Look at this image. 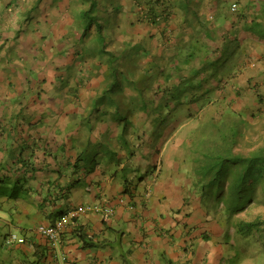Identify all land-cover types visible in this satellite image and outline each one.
<instances>
[{
	"label": "crops",
	"instance_id": "0c3cea01",
	"mask_svg": "<svg viewBox=\"0 0 264 264\" xmlns=\"http://www.w3.org/2000/svg\"><path fill=\"white\" fill-rule=\"evenodd\" d=\"M2 1L0 264H217L225 220L221 211L203 203L189 174L192 168L185 156H193L187 145L191 140L171 146L175 136L171 128L155 136L150 123L147 129L153 137L152 132L140 134L137 128L124 135L115 117L118 104L109 108L100 93L111 66L118 62L123 66L135 53L142 55L136 59L141 67L148 64L154 69L156 58L168 59L177 48L185 53L179 55L183 58L212 51L216 46L208 32L217 28L222 39V20L231 15L233 5L241 10L249 0H169L168 20L156 25L141 22L138 14L139 6L151 4L150 0H99L98 15L104 32L110 35L107 51L126 53L114 63L108 62V55L99 57L91 52L95 27L89 34H84L82 25L78 26L81 35L72 29L66 31L68 35L49 34L46 39L53 40L49 48L38 30L42 24L37 18L43 17L45 7H37V15H23L26 23H22L20 18H3L6 9ZM89 5L76 7L67 24L77 29L81 13ZM109 9L106 19L100 16ZM256 9L260 10V5ZM31 24L37 25L34 34L27 29ZM243 27L244 23L238 25L240 31ZM13 31L16 33H8ZM63 37L65 48L59 43ZM10 39L18 45L28 43L32 49L8 48L4 44ZM75 44L82 51L75 52ZM241 53L244 55V49ZM8 58L15 59L12 66L6 62ZM23 61L30 72L45 80L59 74L66 78H61L56 90L36 81L32 88L28 77L21 81L22 68L26 70ZM14 85L19 89L15 94ZM31 90L36 94L41 91L40 101L28 95ZM135 98L129 95L124 104L119 103L123 105L121 114L138 113H134L139 101ZM132 120L137 122L138 114ZM126 187L129 193H125ZM84 205L113 208L114 213L80 217L62 235L57 250L38 233L40 226L52 225ZM19 232L26 242L8 245V236ZM85 244L93 247L84 248Z\"/></svg>",
	"mask_w": 264,
	"mask_h": 264
},
{
	"label": "trees",
	"instance_id": "16d2710c",
	"mask_svg": "<svg viewBox=\"0 0 264 264\" xmlns=\"http://www.w3.org/2000/svg\"><path fill=\"white\" fill-rule=\"evenodd\" d=\"M41 1L35 0L22 15L30 17ZM111 2L113 3V1ZM150 2L151 4H146L147 6H139L140 21L156 25L168 20L171 1L157 0L155 4L153 0ZM81 3L91 4L80 16L82 26L85 29L84 34H89L91 28L95 27L96 41L92 40V51L89 50L99 57L110 56L108 59L110 63L117 62L126 53L122 55L107 51L110 35L104 32L103 22L97 11L101 2L99 0H81ZM258 5H260V10L256 9ZM245 10L248 11L247 14ZM232 11L231 15L222 20V39L218 35L217 28L208 32L213 36L211 37L213 46H216L214 49L212 47V51L192 53L186 55L187 58H183L179 57L183 51L180 52L177 48V51L172 52L168 59L165 56L156 58L152 71H140L142 67L137 60L142 55L137 53H135L134 58H127L129 61L123 63V66L120 62L117 66L115 64L111 66L110 75L105 82L107 85L100 96L102 102L110 105L109 108L113 109L112 106L118 104L117 111L119 112L115 113V117L118 126L123 128L124 135L131 130L136 131V128L138 132L141 126L150 123L152 131L154 132L156 129L155 136H157L161 131L172 127L176 120V113L190 103L188 96L194 95L193 97H197V101L200 102L199 93L205 96L216 87L220 89L222 86H227V90L236 91L239 96H242L248 89L254 90L256 93L254 98L259 103H264V94L255 91L254 79H249L248 85L246 82V85L243 86L240 79L234 78L238 71H240L238 75L244 72L243 68L248 70L247 61L251 58H255V60L257 58L258 60L264 59V2L249 0L243 4L241 10L236 5V9L233 10L232 8ZM242 23H244V30L240 31L238 25ZM241 35L246 37L240 39ZM251 43L257 44V51L255 55L252 53L249 56L246 54V50L250 49ZM242 49H244V55L241 53ZM195 62L196 65L193 66ZM162 63L163 65H161ZM134 67H138V69H133ZM215 85L217 86L215 87ZM127 90L132 91V94H129ZM129 95L131 99L137 96L139 100L134 111V113L138 111L136 113L138 114L137 122L132 120V116L136 114L120 113L123 105L121 106L119 103L124 104ZM157 97L160 98L156 99ZM162 100L164 103L161 102ZM130 109L129 107L128 111ZM233 115H236L237 120L231 126L226 127L222 124L213 126L215 130L211 132L215 133L216 131L220 135L218 142L214 141L213 135L204 134L200 140H193L192 138L191 143L187 144L190 145L189 150L193 155L194 162V168L190 174L194 177L195 188L201 193L205 205L216 211L220 210L221 205L224 206L225 211L222 217L228 225L235 229L236 237L250 244L249 246H264L263 216H258L252 220L238 218L252 206L256 189L259 186H264V143L248 152L237 151L238 145L244 137L241 125H247L252 119L250 117H256L257 112L247 115L241 110H235ZM149 131L146 129L145 133H149ZM200 131L204 132L207 129L202 128ZM153 132L150 134L151 137L154 136ZM208 136L212 138V146L207 152H204L201 145L206 142L202 140H207ZM129 192L130 189L126 187L125 193ZM231 239V235L228 234L225 238L226 244H230ZM89 247H93V245H84V248ZM235 250L234 258L237 260L242 252L238 248ZM260 252L264 253L261 249Z\"/></svg>",
	"mask_w": 264,
	"mask_h": 264
},
{
	"label": "rangeland",
	"instance_id": "374dc122",
	"mask_svg": "<svg viewBox=\"0 0 264 264\" xmlns=\"http://www.w3.org/2000/svg\"><path fill=\"white\" fill-rule=\"evenodd\" d=\"M35 0H3L1 3L2 6L4 5L5 13L3 15V18L10 19V18H20L23 20L24 16L22 15L23 12H25L29 7L30 4H32ZM57 1V2H56ZM57 3V7H55L54 3ZM81 0H42L38 7L42 5V7H45V12L43 13V17L38 16V20L41 22L42 26L38 27L39 31H42V34L45 36L44 40L49 34L58 33L59 35L65 34L68 35L66 32L68 29H72V31L76 34L81 35V29L78 28L79 25H82V21L75 15L76 18L79 19L77 23V29L75 27H72L67 24V17L71 15L72 13H75L76 7L79 9L83 8L81 6ZM75 5V6H74ZM43 7V8H44ZM111 9L108 11H104L103 14H100L101 17L106 19V14L110 12ZM34 15H37V12H35ZM42 17V18H41ZM72 17V16H71ZM37 20V22H39ZM50 22V25H49ZM22 23H26L24 20ZM35 25V24H34ZM31 24L29 27H27L28 30H32L33 34L36 32L35 28L37 25L34 26ZM39 25V24H38ZM8 29V28H7ZM37 30V29H36ZM37 30V31H38ZM55 32H54V31ZM10 34H15L13 32H8ZM30 35V34H29ZM50 36V35H49ZM48 38V37H47ZM44 43V45H48L49 48L52 47L53 43L51 39H46L45 41L41 39ZM66 37H63L59 43L61 42L63 44V47H67V43H65ZM11 42H7L4 45L8 48H11L12 46L16 45L15 49L20 48L23 50L26 46L30 47V44H15L12 42V39H10ZM70 49V44L68 46ZM75 52L82 51L80 50V45L75 44L74 46ZM14 49V50H15ZM26 49V48H25ZM29 49H32L30 47ZM51 51V50H50ZM257 51V44L251 43L250 49L248 50L249 54L256 53ZM184 53V52H183ZM185 54V53H184ZM261 59V58H260ZM11 65L13 61H11L9 58L6 59ZM24 62V61H23ZM198 62V61H197ZM246 62V61H245ZM26 70L22 68V77H28V86H31L33 88V85H35V81L37 84L41 85L42 87L46 86H52L54 90L58 88L60 85L59 82H61V78L66 76L64 74H59L57 78H52L45 80V78H42L41 76H38L34 71H31V68H28L26 66ZM166 63V62H165ZM248 64V70L244 68V72L241 75H238L240 71H238V74H235L234 78L240 79V83L243 82L248 85V80L251 79L254 81L255 85V91L259 92L261 94H264V59L261 60H255V58H251L249 61H247ZM196 65V62L193 63V66ZM12 66V65H11ZM192 66V67H193ZM24 67V66H23ZM30 69V70H27ZM133 69H138V67H134ZM153 70L151 66L148 64H145L140 71H148ZM27 73V74H26ZM73 74H71L72 76ZM261 81V82H260ZM246 85V84H245ZM15 89H12V93H18L19 91L18 86L14 85ZM217 85H215L216 87ZM258 86V87H257ZM227 87V86H226ZM226 87L222 86L220 89H217V87L212 91L207 93L205 96L201 93L199 95L201 96L202 100L201 102L196 101L195 99L197 97H193L192 95L188 99L190 100V103L193 102V104L187 105L186 107H183L181 110H179L175 118L176 120L173 122L172 127L170 129V133L173 131L172 137V144L171 146L178 145L181 146L184 141L191 140L193 137V140H200L201 137H204V134L207 135H213L212 138L215 142H218V138L220 137L219 133L215 131L213 126L218 125H226L231 126L234 121L237 120L235 117L236 115H233L234 111L241 110L243 113L247 115H251L252 112H257L256 117H250L252 118L251 121L247 125H241L242 132L244 134V137L241 141V143L238 145L237 151H250L253 150L256 146L259 144L264 143V103H259L257 99H255L256 93L254 90H246L242 96H239V93L233 90H227ZM44 88H42L43 91ZM17 90V91H16ZM23 91V89H22ZM36 91L31 90L30 93L28 91V95L32 96V98L35 99V101H40V94L41 91H39V94L35 93ZM205 94V93H204ZM241 94V93H240ZM154 92V96H155ZM258 95V93H257ZM160 97H157L156 99H159ZM149 100V99H148ZM194 100V101H193ZM227 114H226V113ZM190 117V118H188ZM79 127H82L81 122H78ZM147 126V127H146ZM151 126V125H149ZM174 126V127H173ZM177 126L176 129H174ZM148 128V125L141 126L139 128V133L144 134L145 130ZM205 128L207 131L201 132L200 129ZM175 131H177L175 133ZM213 131V132H211ZM212 138L209 136L207 137V140L205 141V144H202V150L204 152H207L212 146ZM148 143V142H147ZM140 144H144V142H140ZM149 145V144H146ZM142 147V146H141ZM182 152V151H181ZM92 158V156H90ZM188 161V167L194 168V162H193V156L191 158L188 157V155L185 156ZM191 172H189L190 174ZM90 206V205H85ZM220 210L222 214H224V206L221 205ZM89 214L83 215L87 216ZM103 215V214H102ZM100 215V216H102ZM258 216H263L264 218V186H259L256 189L254 202L252 203V206L250 209L244 213L238 216V218H245V219H255ZM225 220V219H224ZM17 232V230H16ZM224 232L225 237H223L222 241L218 244L222 246V250L219 252V258L217 264H264V253L260 252V249L264 251V246H249L250 244L242 241L240 238L236 237L235 235V229L228 225V223L225 221L224 223ZM230 234L232 239L230 241V244H226L225 238L226 236ZM18 236L20 238H24V234L19 232ZM233 236H235L233 238ZM260 244V243H259ZM236 248H238L242 254L241 256L235 260L234 256L236 254ZM1 253V251H0Z\"/></svg>",
	"mask_w": 264,
	"mask_h": 264
},
{
	"label": "built area",
	"instance_id": "2783aa9c",
	"mask_svg": "<svg viewBox=\"0 0 264 264\" xmlns=\"http://www.w3.org/2000/svg\"><path fill=\"white\" fill-rule=\"evenodd\" d=\"M236 9V5L233 6V10ZM121 203L125 204V201L122 199ZM1 206H0V218H1ZM91 213H102L105 216H112L114 213L113 208H105L100 206H80L76 209L70 210L64 216H62L55 224L48 226H40L38 228V233L46 238L50 246L57 250L61 245V237L66 232L74 222L79 219L81 216ZM26 240L20 238L19 236L12 234L9 235L6 239L8 245H13L16 243L23 244ZM63 261H66V257H62Z\"/></svg>",
	"mask_w": 264,
	"mask_h": 264
},
{
	"label": "clouds",
	"instance_id": "9594fccd",
	"mask_svg": "<svg viewBox=\"0 0 264 264\" xmlns=\"http://www.w3.org/2000/svg\"><path fill=\"white\" fill-rule=\"evenodd\" d=\"M84 206H85V205H84ZM75 209H76V208H75ZM72 210H73V209H72ZM68 212H69V211H68ZM64 215H65V214H64ZM64 215H63V216H64ZM81 217H82V216H81ZM77 220H78V219H77ZM57 221H58V220H57ZM57 221H56V222H57ZM74 223H75V222H74ZM54 224H55V223H54ZM52 225H53V224H52ZM23 239H24V238H23Z\"/></svg>",
	"mask_w": 264,
	"mask_h": 264
}]
</instances>
